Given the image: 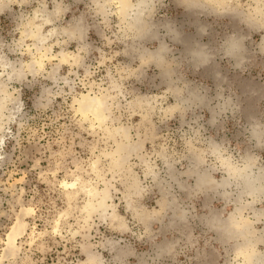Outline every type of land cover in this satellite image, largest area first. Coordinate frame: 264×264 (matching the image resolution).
I'll list each match as a JSON object with an SVG mask.
<instances>
[{
  "label": "rangeland",
  "instance_id": "374dc122",
  "mask_svg": "<svg viewBox=\"0 0 264 264\" xmlns=\"http://www.w3.org/2000/svg\"><path fill=\"white\" fill-rule=\"evenodd\" d=\"M51 1L0 7V264H264V194L238 176L264 177V0H155L143 38L118 0H68L57 24Z\"/></svg>",
  "mask_w": 264,
  "mask_h": 264
},
{
  "label": "bare ground",
  "instance_id": "6f19581e",
  "mask_svg": "<svg viewBox=\"0 0 264 264\" xmlns=\"http://www.w3.org/2000/svg\"><path fill=\"white\" fill-rule=\"evenodd\" d=\"M11 1H13V0H0V7L7 6L5 4H7V3L11 2ZM180 1H182V3L184 2V4L187 6V8L190 9L191 11L202 12V11H206L207 10L208 13H210L211 11L214 10L213 8L215 7V5L223 7V6H225L226 3H228L227 0H203L202 2H194L192 0H180ZM118 2L120 3V13L123 16V18L125 19V21L128 22V28L131 29V30H134L138 37H140V38L146 37L149 34L150 30L152 29V24L149 23L148 18L150 17L149 15H150V13L152 11V8H154L153 5H154L155 0H118ZM204 5H208V6L205 7ZM58 6H59V4H58ZM59 8L58 7L56 8L57 9L56 12L59 11ZM60 9H62V8H60ZM43 13H45V12H43ZM39 16H38V13H37V16H36V18H34V20L38 19ZM43 17H45V18H43L45 21H47V22L51 21L50 16L48 17V14H46V15L43 14ZM44 23H46V22H44ZM250 23L254 24L253 21H251ZM256 25H258V24H256ZM35 27L38 28V29L39 28L41 29L42 23L37 24V25L35 24ZM202 30H203V28H202ZM172 34H174V33H172ZM45 38L46 37H44V39H42V40L44 41ZM39 39L41 40V38H39ZM238 40H240V39H238ZM186 46H188V44ZM263 46H264V42H263ZM165 50H166V48L164 46L162 48V50H160V53L157 52V53H159L157 56H156L157 53L155 54L156 57L154 55H152V53L150 54L151 57H153V58L155 57V61L157 62V63H155L156 65L157 64L158 65L159 64L162 65V63H163V65H165L164 64V59H165L164 58V53H165ZM163 51H164V53H163ZM194 52H192V54ZM146 54L148 55V53H146ZM227 54L230 57L234 58L236 60V62L238 63V65H240V63L242 62V59H244L243 58L244 57V53H243L242 41L240 40V42H238L237 40H234L233 42H231L228 45V47H227ZM151 57L149 59H153ZM207 58H208L207 53L201 51V52L196 53V55L194 56V61H195L196 64H204L207 61ZM166 62H167V60H166ZM163 70H165V68ZM165 72H167V71H165ZM3 92H5V89L2 88V83L0 82V93H3ZM6 98H7V96H5V95L3 96V94L0 95V129H1V118L4 115L3 112H4L5 108H6ZM180 102H182V101H180ZM177 106H178V104H177ZM81 108H82V111L84 113L95 115L97 120L100 123H103L106 120V114L104 112L105 110H103V104H102V100L100 98L84 96L82 101H81ZM111 133L112 134H114V133H117V134L124 133L126 135L127 140H128V133L126 131H124V130L122 131L120 129H118V130L116 129L114 131V133L113 132H111ZM134 146L135 145H133V143L130 142V141L118 143L117 148H116L117 149L116 150V154L118 156L117 159H119V160L121 159V161L115 160V161H117L115 163V165H114L115 168L116 167L123 168V164H121V162L123 160V163H124L125 159L128 158L130 153L136 148ZM249 171L248 170L247 171L244 170V172L242 171L238 175L239 178L241 179L240 180L241 181L240 184H242L244 192H249V193H251V195L252 194L253 195H255V194L257 195L259 193L260 194H264V186L261 185L262 179L264 178L262 176L263 174L260 173L258 175H253V174L249 173ZM206 178H208V177H206ZM200 179H202V178H200ZM200 179H199L198 182H200L201 185L205 181H207V180H204V182H202L203 179L201 181H200ZM208 183L210 184V182H208ZM203 185L206 186L207 184L204 183ZM133 186L136 187V188L138 187V184H137L136 180H134ZM163 189H164V187L162 188V190ZM107 198H108V195H105L103 197L102 202L98 205V209L96 207L97 211L100 212L101 215H104V213L106 212V206H107L106 205V200H107ZM105 216H106V214H105ZM102 218H104V217H102ZM236 224H239V222L235 223V226H238ZM248 232L251 233V231H248ZM15 239L16 238H14V236L11 237V239L9 241V247L10 248H13V246L15 245L14 244L15 243ZM255 254H257V253H255ZM248 257H249V260H253V259L256 260L257 257H260V259H257L258 261L262 260L260 255L259 256L258 255H252V256H248ZM258 261H256L257 264H258ZM260 261H259V263H260Z\"/></svg>",
  "mask_w": 264,
  "mask_h": 264
},
{
  "label": "crops",
  "instance_id": "0c3cea01",
  "mask_svg": "<svg viewBox=\"0 0 264 264\" xmlns=\"http://www.w3.org/2000/svg\"><path fill=\"white\" fill-rule=\"evenodd\" d=\"M51 3H52V5H53V9L50 10L49 12H50V13H53V15H54V13H55V10H56L58 4H60L61 7H62V9H63L62 12H60V13L54 15V18H53L54 21H53V22H55V24H57V20H58L60 17H62L63 12L66 11V9H67V8L64 9L63 7H64V6L67 7V5H68V0H57V1L52 0ZM63 5H64V6H63ZM0 16H1V13H0ZM50 26H53V24H50Z\"/></svg>",
  "mask_w": 264,
  "mask_h": 264
}]
</instances>
